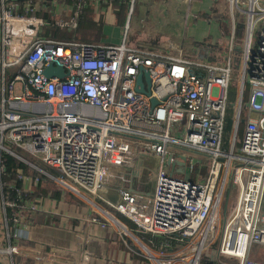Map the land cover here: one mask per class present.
<instances>
[{
    "label": "built area",
    "instance_id": "built-area-1",
    "mask_svg": "<svg viewBox=\"0 0 264 264\" xmlns=\"http://www.w3.org/2000/svg\"><path fill=\"white\" fill-rule=\"evenodd\" d=\"M74 1L76 19L86 0ZM223 1L230 32L221 60L210 61L172 43L177 54L130 45L129 22L120 44L44 37L37 4L0 0V209L8 241L1 263L7 256L11 264H98L90 250V228L98 225L151 264H264L252 257L264 245V0ZM51 63L66 75L48 78ZM141 68L150 74V94L137 90ZM4 153L37 172H18L22 188L9 185L17 193L11 201L1 181ZM143 158L158 166L143 167ZM142 173L153 193L136 189ZM42 176L61 201L72 195L87 208L77 217L50 214L64 243L37 244L31 236L34 215L51 213L43 207L51 194L25 197Z\"/></svg>",
    "mask_w": 264,
    "mask_h": 264
},
{
    "label": "crops",
    "instance_id": "crops-1",
    "mask_svg": "<svg viewBox=\"0 0 264 264\" xmlns=\"http://www.w3.org/2000/svg\"><path fill=\"white\" fill-rule=\"evenodd\" d=\"M18 1L23 4L29 0ZM30 1L40 8L35 15L46 21L40 29L41 36L63 41L120 44L129 22L127 41L130 45L177 54L178 50L169 45L172 43L175 47L182 48L184 55L188 57L206 58L210 61L221 60L218 53L226 50L223 47L226 46L231 25L229 7L223 0H193L189 5L184 0H86L85 7L81 10V13L84 12L82 20L86 21L84 27H81L82 20L78 23L79 17L75 19L78 7L74 0ZM110 16L114 18L113 22ZM78 24L79 27L75 30ZM60 30L67 33V38L60 37ZM43 207L51 213L34 215L38 225L32 230L31 236L34 243L47 245L64 243L67 240L54 227L53 222L57 215H50L55 213L54 208L60 207L67 212L70 210L72 213L68 214L75 217L87 209L84 206L78 207L76 202H69L68 199L61 201L52 196ZM2 216L0 214V248L8 243L5 227L2 226ZM28 233L30 234L29 231H23L22 236ZM90 237V250L99 259L98 264H151L148 259L132 251L121 235L112 228L91 226ZM19 242L23 243L25 240L20 239ZM116 242L123 244V247H120L121 253L114 258ZM260 246L263 247V252L258 260L264 261V245ZM2 259L5 264L12 263L10 257L5 256ZM16 261L20 264H32L28 260Z\"/></svg>",
    "mask_w": 264,
    "mask_h": 264
},
{
    "label": "trees",
    "instance_id": "trees-1",
    "mask_svg": "<svg viewBox=\"0 0 264 264\" xmlns=\"http://www.w3.org/2000/svg\"><path fill=\"white\" fill-rule=\"evenodd\" d=\"M83 13H80L79 18H78V23H80V21L82 20V17L84 16ZM82 22H81V24H82L81 27H84L86 21H84V19H83ZM78 27H79V24L77 25V28H75V30L78 29ZM60 31H61L59 34L60 37L67 38V36H68L67 33L62 31V30H60ZM77 42H79V41H77ZM81 42H84V41H81ZM233 87L235 90V84H233ZM234 94H235V92L230 91V106L228 109L229 112H228L227 130L230 129L231 110H232L231 104L234 102ZM15 152L18 153L19 155H21L22 157L26 158L27 160H30V161L35 162V163H40L32 155L23 151L22 149L15 148ZM1 164L3 167L2 174H1V181L3 184V192L5 194V198L7 199V201H11V200H14L16 198L17 193L14 189H11L9 187V185L11 183L15 182L17 187L22 188V182L17 179L18 172L23 171L24 173L31 174V175H37V172L32 170L27 164H25L24 162H22L21 160H19L18 158L14 157L11 154L4 153L2 155ZM41 165L44 166L43 164H41ZM44 167H46V166H44ZM46 169H49V168L46 167ZM48 194H51V196L57 200L61 199V192L59 190H57L56 185L53 184L49 179L42 176L41 182H40L38 188L33 193L27 192L25 194V197L37 198V197L47 196ZM68 201L72 202V203L78 201L79 203L82 204V202L78 198H76L72 195H69ZM83 206H84V204H83ZM11 210H12L11 208H8L9 214H10ZM118 215L123 221L127 222L131 227H136V225L131 220H128L126 217H124L121 214H118ZM143 235L145 236V238L151 240L150 234H143ZM262 252H263V247H261L260 245H256V246H254V248L252 250V257L254 259H259Z\"/></svg>",
    "mask_w": 264,
    "mask_h": 264
},
{
    "label": "rangeland",
    "instance_id": "rangeland-1",
    "mask_svg": "<svg viewBox=\"0 0 264 264\" xmlns=\"http://www.w3.org/2000/svg\"><path fill=\"white\" fill-rule=\"evenodd\" d=\"M110 20L113 22L114 18L112 16H110ZM225 47L226 46H224L223 49H225ZM231 92H234L233 85L231 86ZM141 161H142L143 167H150L152 169H155L158 166L155 161H153L152 159H149V158H143V160H141ZM146 179H147L146 173H142V174L139 175V177L137 178L138 183H137V186H136V189L138 191L148 192L151 189L152 184L148 183L146 181ZM235 195H236V192H235V189H233L232 193L230 195L226 196V202H227V199H228V204L227 205H229V207H231L233 205V203H234V201L236 199ZM62 203H64V202H62ZM76 203L78 204V207H80V208L83 207V203L81 204L78 201H76ZM0 206H1V203H0ZM54 212L61 213V212H67V210L61 209L60 207H56V208H54ZM68 213H72V212H70V210H69ZM0 214L2 215L1 209H0ZM117 217H119V215H117ZM2 226H4L3 222H2ZM122 245L123 244H119V243L116 242V245H115L116 247H115V250L113 252V257L114 258H115V256H118L119 253H121V248L120 247ZM126 257H128V255ZM117 259L120 260L118 257H117ZM127 260H130V259L127 258ZM223 260H224V263H229V264L236 263V259L223 258Z\"/></svg>",
    "mask_w": 264,
    "mask_h": 264
},
{
    "label": "water",
    "instance_id": "water-1",
    "mask_svg": "<svg viewBox=\"0 0 264 264\" xmlns=\"http://www.w3.org/2000/svg\"><path fill=\"white\" fill-rule=\"evenodd\" d=\"M44 73L48 78H51L54 76L64 77L66 75L63 67L54 65L53 63L49 64L46 67ZM151 86H152V80H151L150 74L148 73V71L145 68H141V71H140L138 78H137V90L140 92H143V93L150 94ZM152 102H153L154 106L158 103V101L156 99H153ZM168 164L171 165L172 168H174L175 163L172 161L171 157L168 158ZM181 164L182 165L185 164L184 159H183V161H181ZM204 169L205 170H203V171L206 172V168H204ZM150 184H152V187L148 192L153 193L154 182L151 181ZM109 195H110V193H109ZM0 264H3V263L0 262ZM207 264H213V263L209 262Z\"/></svg>",
    "mask_w": 264,
    "mask_h": 264
}]
</instances>
